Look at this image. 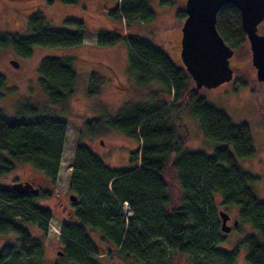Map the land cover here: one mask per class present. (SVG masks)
Listing matches in <instances>:
<instances>
[{
    "label": "trees",
    "instance_id": "trees-1",
    "mask_svg": "<svg viewBox=\"0 0 264 264\" xmlns=\"http://www.w3.org/2000/svg\"><path fill=\"white\" fill-rule=\"evenodd\" d=\"M46 1L53 4L55 0ZM57 1L65 5L79 2ZM113 1L111 16L127 27L131 22L154 18L150 0ZM178 16L184 20L185 10ZM65 23L74 29H53L42 12H34L28 16L30 35L0 33V48L12 47L21 57H30L35 46L81 45L85 23L79 19H67ZM216 27L233 50L247 41L240 13L233 5L218 11ZM121 41L128 48L129 73L138 83L135 89L140 92L149 82H157L161 88L144 102L125 103L114 115L102 111L84 124L86 134L116 130L137 142L132 153L136 165L129 169L110 168L82 140H77L69 183L77 200L73 203L74 221L60 226L65 249L61 263L96 264L95 255L107 252L111 257L115 254L133 258L140 264H173L182 255L198 259L197 264H230L240 248H245L247 264H264V202L253 190L259 177L238 163V158L255 154L250 127L234 123L224 111L200 96L191 87L192 78L183 64L175 63L150 41L108 30L96 35L100 46H114ZM72 61L71 57L44 58L39 65L41 89L53 106L20 101L12 119L0 109V177L11 173L15 164H28L56 184L68 128L61 114L76 92L78 79ZM104 84L103 77L92 73L86 95H100ZM122 88L126 89L123 85L118 89ZM5 91L15 89L9 88L0 74V100ZM56 106L63 108L62 113L53 110ZM186 110L198 120L207 138L218 143L212 153L184 149L186 138L180 137L173 121ZM167 172L178 179V205L172 204ZM217 194L224 207L237 208L239 223L254 230L228 253L218 248L222 240ZM40 197L50 198V193L19 194L0 186V235L12 233L17 237L15 244L0 247V264H43V243L24 226L34 225L47 232L51 212L37 204ZM96 235L104 246L95 242Z\"/></svg>",
    "mask_w": 264,
    "mask_h": 264
},
{
    "label": "rangeland",
    "instance_id": "rangeland-1",
    "mask_svg": "<svg viewBox=\"0 0 264 264\" xmlns=\"http://www.w3.org/2000/svg\"><path fill=\"white\" fill-rule=\"evenodd\" d=\"M81 2L79 0L75 5H65L57 0L53 4L46 0H0L1 34L23 37L30 35L28 16L37 11L43 13L47 24L53 29L73 30V27L65 23L67 19H79L86 25L85 40L75 47L35 46L30 57H21L12 47L0 48V74L6 78L7 86L15 89L11 93L5 91L0 100V109L11 119L15 117L20 101L27 100L42 107L53 106L40 86L41 76L38 69L44 58L71 57L73 68L78 73L76 92L66 102L64 113L61 114L67 121L68 128L56 184L50 183L42 173L28 164H15L11 173L0 177V186L3 187L12 188L15 182L28 181L42 192L50 193V198L40 197L37 200L40 207L51 212V217L47 220V232L43 233L34 225H24L33 238L40 239L43 243V264H65L61 263L65 249L60 239V226L63 222L74 221V202L70 200V196L75 194L70 192L69 183L77 140H82L110 168L129 169L136 165L132 153L138 147L137 142L116 130H106L101 135L86 134L84 124L97 118L102 111L114 115L125 103L144 102L150 93L161 88L157 82H149L138 92L135 89L137 80L129 73L128 48L125 42L121 41L114 46H100L96 42L97 33L108 30L148 40L161 48L175 63L181 64L179 40L184 20L179 18L178 13L185 10L186 0H150L154 12L153 20L134 21L129 23L128 27L122 20L111 16V10L115 7L113 0H87L86 6ZM259 30L264 33V21L258 26ZM251 58L252 52L247 41L234 50L230 59V65L232 64L235 70L232 80L215 88L202 87L198 93L216 108L224 111L234 123H246L250 127L255 154L246 159L238 158V163L242 169L259 177V181L253 185V190L257 199L264 202V90L257 81ZM12 60L17 61L19 67H14ZM92 73L103 77L105 84L101 87L100 95L89 98L86 88ZM120 85L126 89H118ZM190 85L195 86L193 80ZM52 108L56 113H62V107ZM173 122L179 127L180 137L186 138L184 149L212 153L218 145L207 138L198 120L191 116L188 110L181 112L180 118ZM165 179L173 198L172 204L178 205V179L171 172L165 174ZM215 199L217 211L223 210L233 218L228 222L233 229L229 233L221 230L222 241L218 245L220 250L228 253L240 239L254 233V230L241 222L233 227L234 220L238 219L237 208L224 207L218 194ZM124 211L127 217L131 216L126 207ZM217 215L221 227V218ZM94 240L98 245H103L98 235L94 236ZM16 241L17 237L12 233L0 235V247L15 244ZM104 249L106 250V247L103 251ZM245 256L246 249L240 248L238 256L230 264H247ZM94 258L96 264H140L133 258L115 254L111 257L107 252L95 255ZM197 260L182 255L177 256L173 264H197Z\"/></svg>",
    "mask_w": 264,
    "mask_h": 264
},
{
    "label": "water",
    "instance_id": "water-1",
    "mask_svg": "<svg viewBox=\"0 0 264 264\" xmlns=\"http://www.w3.org/2000/svg\"><path fill=\"white\" fill-rule=\"evenodd\" d=\"M225 5L235 6L241 17L243 31L247 36L252 52V65L256 69L257 81L264 90V35L258 33V26L264 21V0H186L182 26L180 60L195 83L194 89L215 88L233 78L230 59L234 50L219 34L216 23L218 11ZM14 67H19L12 60ZM19 194L37 195L40 192L31 182H15L11 188ZM75 202L77 197L70 196ZM221 230L229 233L230 216L219 210ZM235 219L233 226H237Z\"/></svg>",
    "mask_w": 264,
    "mask_h": 264
},
{
    "label": "flooded vegetation",
    "instance_id": "flooded-vegetation-1",
    "mask_svg": "<svg viewBox=\"0 0 264 264\" xmlns=\"http://www.w3.org/2000/svg\"><path fill=\"white\" fill-rule=\"evenodd\" d=\"M258 33L261 34V35H264V33L260 32V30L258 31ZM181 38H182V32H181V36H180V40H179L180 51H181ZM247 41H248V40H247ZM247 41H246V42H247ZM180 51H179V57H180ZM251 59H252V58H251ZM230 66H231V68L233 69L232 64H231ZM252 66H253V65H252ZM253 67H254V66H253ZM233 72H235L234 69H233ZM39 189H40V188H39ZM40 192H42L41 189H40ZM40 192H39V193H40ZM43 192H44V191H43ZM232 219H233V218L230 217V220H229L228 222H230ZM230 226H231V225H230ZM233 227H235V226H233ZM232 229H233V228H232ZM232 229H231V230H232Z\"/></svg>",
    "mask_w": 264,
    "mask_h": 264
},
{
    "label": "crops",
    "instance_id": "crops-1",
    "mask_svg": "<svg viewBox=\"0 0 264 264\" xmlns=\"http://www.w3.org/2000/svg\"><path fill=\"white\" fill-rule=\"evenodd\" d=\"M81 1H82V2H81V3H82V5H83V6H86L87 0H81ZM112 6H113V5H112ZM114 6H115V5H114ZM77 9H79V10H80V8H77Z\"/></svg>",
    "mask_w": 264,
    "mask_h": 264
}]
</instances>
